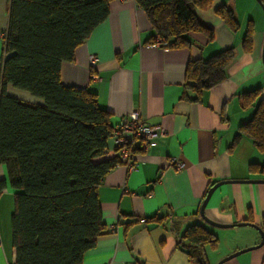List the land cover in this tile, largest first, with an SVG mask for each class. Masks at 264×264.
Returning <instances> with one entry per match:
<instances>
[{"label":"crops","instance_id":"obj_1","mask_svg":"<svg viewBox=\"0 0 264 264\" xmlns=\"http://www.w3.org/2000/svg\"><path fill=\"white\" fill-rule=\"evenodd\" d=\"M260 5L264 0H213L208 9L194 12L198 22L212 30V38L190 33L185 36L189 46L176 47L149 41L153 31L134 0H113L106 20L74 50L73 61L62 63V84L94 93L98 107L110 114L112 127L120 117L137 111L144 124L165 132L149 141L146 151L135 150V170L114 167L104 176L96 197L105 231L81 264H188L177 247L178 237L189 226H203L200 205L207 191L221 182L227 183L212 193L204 215L222 225H247L211 231L218 241L214 249L205 247L207 264L259 245V230L264 234V184L246 181L264 180L250 167L264 166V154L239 135V126L250 120L259 99L264 100ZM8 6L9 0H0V35L7 28ZM222 6L235 16V32L216 15ZM249 27L252 46L246 53L242 40ZM228 48L234 49L235 57L225 79L196 100L191 92L181 99L188 62L206 60ZM90 56L96 59L94 67L89 66ZM1 57L0 39V65ZM257 88L259 97L244 107L242 94ZM6 92L25 103L42 105L25 92L10 87ZM114 156L110 137L101 160ZM171 160L182 168L176 170ZM0 182L5 184L0 193V264H14L10 227L14 191L3 165ZM221 264H264V244Z\"/></svg>","mask_w":264,"mask_h":264},{"label":"trees","instance_id":"obj_2","mask_svg":"<svg viewBox=\"0 0 264 264\" xmlns=\"http://www.w3.org/2000/svg\"><path fill=\"white\" fill-rule=\"evenodd\" d=\"M111 1L9 0L0 65V165L14 191V264H81L105 231L96 190L119 163L116 156L101 160L113 129L111 116L98 107L94 93L64 86L60 67L73 61L74 50L106 20ZM212 1L134 0L153 31L149 41L157 37L164 46L176 47L189 46L185 36L190 33L212 38V30L194 13L208 9ZM215 13L232 32L238 29L230 10L222 6ZM251 46L249 27L242 49L249 53ZM234 57V49L228 48L206 60L189 61L181 99L191 92L196 100L220 84ZM8 87L42 105L8 95ZM260 92L242 94V105L252 106ZM239 131L264 154V100L259 99ZM250 167L264 175V166ZM3 189L0 182V193ZM217 241L196 224L178 237L177 247L188 264H207L205 247L214 249Z\"/></svg>","mask_w":264,"mask_h":264},{"label":"built area","instance_id":"obj_3","mask_svg":"<svg viewBox=\"0 0 264 264\" xmlns=\"http://www.w3.org/2000/svg\"><path fill=\"white\" fill-rule=\"evenodd\" d=\"M0 39H4L3 33L0 35ZM153 43L159 46L164 45L162 40L157 37H154ZM95 64L96 59L90 56L89 66L94 67ZM164 134L165 132L162 127L144 124L137 111H132L127 116L120 117L111 132L112 143L119 162L116 167L124 166L128 171L135 170L138 161V154L135 150H139L140 152L146 151L149 141ZM135 142H138L137 149L134 148ZM170 164L174 165L176 170L182 168V164L174 160H171Z\"/></svg>","mask_w":264,"mask_h":264},{"label":"water","instance_id":"obj_4","mask_svg":"<svg viewBox=\"0 0 264 264\" xmlns=\"http://www.w3.org/2000/svg\"><path fill=\"white\" fill-rule=\"evenodd\" d=\"M256 1L259 2V0H256ZM260 6H261V8H262V11H264V6H262V5H260ZM226 183H227V182H221V183H219V184H215V185H213V186L207 191V193H206V195H205V197H204V199H203V201H202V203H201V205H200L199 216H200L201 220H202L204 223H206V224H208V225H210V226H212V227H214V228L227 229V228H232L233 226H245V225H247V223H244V222H243V223H239V224H235V225H222V224H218V223H216V222H213V221L207 219L206 216L204 215V208H205V206H206V204H207V202H208L210 196L212 195V193L216 190V188H218L219 186L224 185V184H226ZM246 183H252V184L260 183V184H264V180H249V181H246ZM259 233H260L261 241H260L259 245L256 246V247H259L260 245L264 244V234H262V232H261L260 230H259ZM256 247H253V248H247V249H244V250L238 251V252H236V253H233V254H231L230 256H228L227 258H225L224 260H222L221 262H219L218 264H221V263L224 262V261H227V260H229V259H231V258H234V257L238 256L239 254H242V253L248 252V251H250V250H252V249H255Z\"/></svg>","mask_w":264,"mask_h":264},{"label":"rangeland","instance_id":"obj_5","mask_svg":"<svg viewBox=\"0 0 264 264\" xmlns=\"http://www.w3.org/2000/svg\"><path fill=\"white\" fill-rule=\"evenodd\" d=\"M259 28H262V29H264V20H262L260 23H259ZM202 225L209 231V232H211V231H213V230H216L215 228H213V227H209V226H207L205 223H202ZM212 233V232H211Z\"/></svg>","mask_w":264,"mask_h":264}]
</instances>
